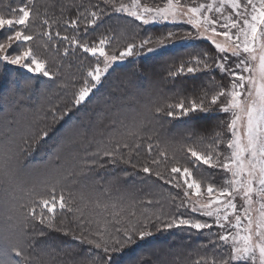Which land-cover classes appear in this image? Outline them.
<instances>
[{
    "label": "snow or ice",
    "instance_id": "1",
    "mask_svg": "<svg viewBox=\"0 0 264 264\" xmlns=\"http://www.w3.org/2000/svg\"><path fill=\"white\" fill-rule=\"evenodd\" d=\"M102 3L117 12H126L144 25L187 19L198 36L211 41L217 57L205 52L181 63L169 75L216 68L232 78L231 86H220L210 98L205 93L199 99L181 97L156 104L146 108L145 113L139 119L133 118L131 123L113 120L107 137L97 142L88 158L79 162L80 175L96 166L116 162L154 175L176 190V195L169 193L166 198L176 210L174 213L163 211L161 199L140 201L143 205L160 206L159 211L149 212L147 208L137 211L135 200L126 202L123 194L113 197L106 189L104 199H93L84 191L77 194L69 187L76 182L77 173L66 172L59 158L54 169L44 176L25 174L19 163L23 151L20 142L26 145L28 141L18 127L5 124L0 128V206L3 207L0 211V264H33L27 251L29 229L37 224L54 227L58 213H71L82 235L92 237L87 242L106 253L118 251L132 243L134 237L143 239L151 235L150 225L157 230L175 227L200 234L217 228L219 231L212 232L204 245L211 246L213 251L197 254L193 264L238 261L264 264V0H211L209 3L161 0L151 5L142 0H130L127 4L122 0H102ZM76 8L77 18L63 22L74 27L83 22L85 30L94 28L104 14L99 4H80ZM59 22L42 16L33 0H25L7 14L0 12V32L3 33L0 61L53 79L55 71L45 50L54 39L51 29ZM55 36L61 37V33L57 31ZM176 36L172 31L159 37L149 35L139 44L128 42L118 54L115 49L108 50L115 40L106 33L91 41L77 34L62 36L63 42L95 58L72 94L74 106L89 97L114 62L132 57L145 48L149 53L156 51L150 45L155 42L164 47ZM219 37L223 38L222 42ZM14 47L15 53L11 51ZM68 51L66 47L65 54ZM25 87L31 88L32 82L26 81ZM213 106H218L220 112L229 114L230 118L223 124L224 131L216 132L209 142L189 137L188 142L177 148L174 143L161 142L150 134L153 121L160 114L183 116ZM226 134H230L227 139ZM43 135L47 136V132ZM222 144L224 151L220 150ZM142 151L146 158L134 162L133 157ZM180 153L182 155H178ZM203 166L220 170L223 184L196 178L193 169ZM183 210L199 213L212 222L186 216ZM39 234L42 236L44 232ZM223 246L229 249L227 255L219 254Z\"/></svg>",
    "mask_w": 264,
    "mask_h": 264
},
{
    "label": "trees",
    "instance_id": "2",
    "mask_svg": "<svg viewBox=\"0 0 264 264\" xmlns=\"http://www.w3.org/2000/svg\"><path fill=\"white\" fill-rule=\"evenodd\" d=\"M24 2L25 0H0V12L7 14L12 7ZM33 2L40 8L42 16L47 15L60 21L53 25L51 31L54 39L45 50L55 77L49 79L0 61V128L11 123L27 139L26 145L23 141L20 142L23 151L19 156V163L24 173L32 177L44 176L54 169L59 158L64 163L66 172L77 173L74 177L76 182L71 184V188L78 193L85 192L89 185L108 192L113 189L117 195L123 194L126 202L135 200L137 211L143 205L140 201L160 198L163 201V211L166 214L174 213L176 210L166 198L169 193L175 195L176 190L154 175L145 174L129 164L123 165V170L116 171L117 163H105L104 167L96 166L80 175L79 162L89 156L90 152L85 147L96 148L97 142L107 137L113 120L123 119L125 123H131L133 118L139 119L146 108L173 102L181 97L199 99L207 93L210 98L217 91V84L222 76L216 68L193 74L185 71L175 76H170L169 72H175L181 63L189 62L205 52L212 53L214 57L213 47L208 42L181 41L184 36L180 31L184 28L182 25L169 22L144 25L124 12L107 7L102 0ZM80 4H99L104 9L103 16L94 28L85 30L83 22L79 27L63 22L77 18L76 5ZM57 31L61 33V37L77 34L89 41L106 33L115 40L108 49L110 52L123 48L128 42L139 43L149 35L159 37L172 31L177 36L174 40L167 41L164 47L154 42L152 45L157 50L153 54L132 56L115 65L89 97L80 105L74 106L72 94L77 91L82 76L95 58L63 42L61 37L55 36ZM2 36L3 33L0 32V37ZM66 47L69 49L67 54L64 52ZM11 51L15 53V47ZM26 81L32 82L31 88L25 87ZM211 118H199L195 112L183 116L177 114L176 117L160 114L149 131L154 139L175 145H183L188 142L189 137L198 135L205 137L206 141L214 133ZM44 132H47V136L43 135ZM145 158L146 153L142 151L139 156L133 157V161L139 163ZM155 187L159 192L151 194ZM161 188L169 190L161 193ZM150 207L149 210L154 212L160 210V206L156 204ZM0 211H3L2 206ZM151 228L153 227L150 225L149 229ZM40 231L44 235L41 236ZM162 232L161 230L159 236H153L148 241H144L146 238L140 241L138 236L134 237L132 243L125 244L118 251L106 253L87 242L92 237L85 238L82 235L71 213H58L54 227L37 224L29 229L27 240L30 247L27 251L33 264H193V254L213 251L211 246L204 247L205 241L209 239L207 235L204 236L202 248L195 249V245H192L185 249L174 239L176 235L170 238L169 234ZM194 241L197 240L193 238ZM221 249L218 250L220 255ZM143 257L146 259L143 260Z\"/></svg>",
    "mask_w": 264,
    "mask_h": 264
},
{
    "label": "rangeland",
    "instance_id": "3",
    "mask_svg": "<svg viewBox=\"0 0 264 264\" xmlns=\"http://www.w3.org/2000/svg\"><path fill=\"white\" fill-rule=\"evenodd\" d=\"M122 2L123 3H129L130 2V0H122ZM144 3H148V4H154V3H156V4H159V3H161V0H144L143 1ZM195 2L196 3H209V2H211V0H195ZM125 14H127L126 12H124ZM128 15V14H127ZM134 18V17H133ZM169 23H177V24H179V25H182V26H184V28H182V30H180L181 31V35L184 33V36L183 37H181L182 39H181V41H187V40H190L189 42H195V43H197V42H201V43H205V42H208L212 47H213V45H212V43H211V41L210 40H208L206 37H200V36H198L197 34H196V29H194L193 28V26L191 25V24H189L188 22H187V19H182V20H178V21H176V22H172V21H168ZM161 23H164V22H161ZM151 25L152 24H159V23H150ZM188 33H191V36H189L188 35ZM219 41H221L222 42V40H223V38L222 37H219V38H217ZM137 44H139V43H137ZM150 47H152V48H154L153 47V45L152 46H150ZM155 49V48H154ZM120 50H122V48L120 49H117V50H115V54H118V52L120 51ZM154 52V51H153ZM153 52H151L152 54H153ZM149 52L147 51V48H145V49H143V50H139L138 51V54H136V55H134V56H136V57H138V56H143V55H146V54H148ZM213 54H214V57H217V53L215 52V49H214V47H213ZM130 57H125L123 60H118V61H116V62H114L113 63V65L111 66V68H113L115 65H118V64H120V63H122V62H124V61H126L127 59H129ZM15 66H18V67H20V68H22V69H25V68H23V67H21V66H19V65H15ZM110 68V69H111ZM25 70H27V69H25ZM217 70V72L218 73H220L221 74V72L218 70V69H216ZM28 71V70H27ZM104 76H102V78H103ZM219 80H220V82H218V84H217V88H216V90H218V88L220 87V86H225V87H230L231 86V80H232V78L230 77V76H228V75H222L220 78H219ZM195 114H196V116L197 117H199V118H203V117H207L208 118V116H211L212 118V122H211V124H212V126L214 127L213 129H214V133H213V136L215 135V133L216 132H220V131H224V129H223V124H224V122H226L227 120H229V118H230V116H229V114H224V113H221L220 112V110H219V107L218 106H213V107H211L210 109H208V110H205V111H198V112H195ZM230 134H226L225 135V139H227L228 138V136H229ZM213 136H211V137H209V138H207L206 139V141L205 142H209L210 140H211V138L213 137ZM194 138V140H199L200 138H201V136L200 135H198V136H196V137H193ZM202 138H204L205 139V137H202ZM177 148H179L181 145H175ZM88 149V151L91 153L92 151H94L95 150V147H93L92 149L90 148V147H85L84 149ZM224 149H225V145H220V150L221 151H224ZM178 155H182V153H180V154H178ZM50 160V159H49ZM182 162H184V161H182ZM117 163V170L116 171H121V169L123 170V165L125 166V164L124 163H122V162H116ZM115 164V163H114ZM190 167H191V165H189ZM115 168V167H114ZM163 170V169H162ZM115 171V172H116ZM193 173H194V176L196 177V178H198V179H200V178H203V179H206V180H208V181H210V182H215L216 184H223V179H222V176H223V173L220 171V170H218V169H208L207 168V166H203V167H200V168H194L193 169ZM121 177V176H120ZM116 178H118V177H116ZM119 179V178H118ZM115 183L117 182L116 180L114 181ZM113 182V183H114ZM110 183H111V181H110ZM112 184V183H111ZM72 185H69V187H71ZM169 189H167V188H161V193H165V192H167ZM73 191H74V189H73ZM103 191H104V189L103 190H101V189H99V188H97V187H95V186H93V185H89L88 187H87V190L85 191L86 193H88L89 194V196L91 197V198H93V199H95L96 197H100L101 199H104L105 197H104V195H103ZM75 193H77L78 194V192L77 191H74ZM157 192H159V190L155 187V188H153V191H152V193L151 194H156ZM109 193L113 196V197H115V196H117V192H116V190H113V189H109ZM175 195H176V191H175ZM144 198V197H143ZM160 199V198H159ZM144 208H147L148 209V211L149 212H154V211H151V210H149L151 207L150 206H148V205H142L141 206V210H143ZM184 212H185V215L186 216H192V217H194V218H199V219H209V218H206V217H203V216H201L199 213H191V212H188L187 210H183ZM209 222H212V220L211 219H209ZM151 232H152V234L151 235H149V236H145L143 239H145L144 241H148V240H150L153 236H159V232L162 230H154V227L153 228H151V229H149ZM165 234H169V237L170 238H172L171 236H173L174 237V239H176L177 241H178V243L181 245V247H183V248H185V249H188V247H190L191 248V246L192 245H195V249L196 248H198V247H201V244L203 243V245H204V243L206 242L207 243V241H208V239L205 241V242H203L204 241V236H209L210 237V234L212 233V232H217V231H219V229H217V228H213V229H211V230H204L203 231V233L202 234H200V233H197L196 231H194V230H188V229H178V228H173V229H171V230H162ZM162 232V234H164ZM193 238L194 239H196L197 241H194L193 242ZM139 240L141 241V239L139 238ZM149 246H150V244H149ZM166 246V245H165ZM164 246V247H165ZM150 248H153V245L152 246H150ZM202 248V247H201ZM222 249V251H221V253H222V255H227L228 254V251H229V249L226 247V246H223V247H221ZM157 254V253H156ZM188 254H189V252H188ZM144 258L145 257H143V260H144ZM197 258V255H195V254H193L192 256H191V260L192 261H194L195 259ZM146 259V258H145ZM184 259V258H183ZM188 259V258H187ZM187 259H186V262H187ZM250 264V262H247V261H238V262H233V264Z\"/></svg>",
    "mask_w": 264,
    "mask_h": 264
}]
</instances>
